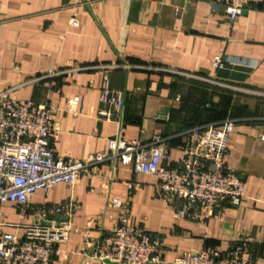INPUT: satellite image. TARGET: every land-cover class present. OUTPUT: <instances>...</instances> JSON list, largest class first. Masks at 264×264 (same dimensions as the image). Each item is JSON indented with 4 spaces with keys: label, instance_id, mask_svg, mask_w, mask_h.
<instances>
[{
    "label": "crops",
    "instance_id": "0c3cea01",
    "mask_svg": "<svg viewBox=\"0 0 264 264\" xmlns=\"http://www.w3.org/2000/svg\"><path fill=\"white\" fill-rule=\"evenodd\" d=\"M211 1L0 0V90L53 106L59 157L85 160L119 134L145 144L158 136L169 156L163 165L181 168L189 131L229 120L234 125L227 162L244 182L245 198L237 207L218 206L204 223L176 219L174 201L157 190V176L121 164H101L73 187L36 192L24 211L3 207L0 223L31 224L34 208L74 202L68 239L53 264H93L81 255L85 236L112 231L119 212L110 201L129 197L131 224L159 239L166 262L189 251L226 252L247 239L255 264H264V4L230 21ZM217 57L248 66L215 69ZM113 64L130 68H109ZM49 70L59 75L35 80ZM106 79L125 95L122 115L113 121L100 117L107 109L99 102ZM73 98L80 99L76 114L69 109ZM18 233L0 229V235Z\"/></svg>",
    "mask_w": 264,
    "mask_h": 264
},
{
    "label": "built area",
    "instance_id": "2783aa9c",
    "mask_svg": "<svg viewBox=\"0 0 264 264\" xmlns=\"http://www.w3.org/2000/svg\"><path fill=\"white\" fill-rule=\"evenodd\" d=\"M257 4H264V0L210 2L212 8L222 7L230 21ZM70 25L76 27L78 21L73 19ZM212 65L215 69L228 65L248 66L245 62H228L221 57L215 58ZM119 67L130 68L129 65L109 66L111 69ZM57 75L55 70H49L35 80ZM99 102L107 107L100 112V117L113 121L122 115L125 95L114 91L106 79ZM68 103L70 111L78 113L80 99L73 98ZM233 132L230 120L189 131L182 148L181 168L163 165L169 156L158 136L145 144L119 134L108 141L106 151L85 160H65L53 147L58 135L53 106L19 100L9 91L0 90V211L5 206L24 211L36 192L47 194L59 184L73 187L82 176L92 178L94 169L107 163L114 168L118 164L130 167L137 174L157 176V190L174 201V217L204 223L216 216L218 206L237 207L245 198V184L227 162ZM127 190L131 195L134 186L128 184ZM109 205L119 212L117 224L112 231L101 233L97 238L85 236L81 255L88 263L255 264V253L247 239L237 241L226 252L189 251L166 262L159 239L131 224L130 197L125 201L114 198ZM75 211L74 202L68 200L53 207L34 208L36 220L31 224L0 223V229L19 232L0 235V264H53L61 255L60 245L68 239Z\"/></svg>",
    "mask_w": 264,
    "mask_h": 264
},
{
    "label": "rangeland",
    "instance_id": "374dc122",
    "mask_svg": "<svg viewBox=\"0 0 264 264\" xmlns=\"http://www.w3.org/2000/svg\"><path fill=\"white\" fill-rule=\"evenodd\" d=\"M5 213H6L5 216H7L8 219L14 221L13 217H15V215L12 212H10V209L5 210Z\"/></svg>",
    "mask_w": 264,
    "mask_h": 264
}]
</instances>
